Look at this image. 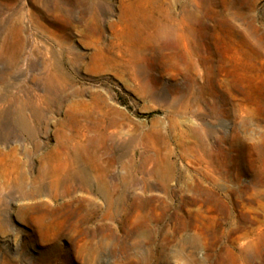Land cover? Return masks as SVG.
<instances>
[{"label": "rangeland", "instance_id": "374dc122", "mask_svg": "<svg viewBox=\"0 0 264 264\" xmlns=\"http://www.w3.org/2000/svg\"><path fill=\"white\" fill-rule=\"evenodd\" d=\"M0 264H264V0H0Z\"/></svg>", "mask_w": 264, "mask_h": 264}, {"label": "bare ground", "instance_id": "6f19581e", "mask_svg": "<svg viewBox=\"0 0 264 264\" xmlns=\"http://www.w3.org/2000/svg\"><path fill=\"white\" fill-rule=\"evenodd\" d=\"M220 169H223L224 170V165L223 164H220ZM218 179H220V178H218ZM221 180H223V178Z\"/></svg>", "mask_w": 264, "mask_h": 264}]
</instances>
